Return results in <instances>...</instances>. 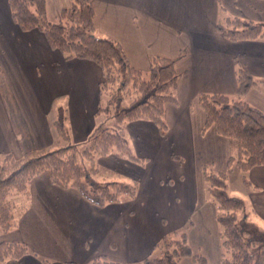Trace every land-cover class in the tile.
Instances as JSON below:
<instances>
[{
    "label": "crops",
    "instance_id": "0c3cea01",
    "mask_svg": "<svg viewBox=\"0 0 264 264\" xmlns=\"http://www.w3.org/2000/svg\"><path fill=\"white\" fill-rule=\"evenodd\" d=\"M70 3L46 0L48 18L57 21ZM91 3L97 34L117 41L135 68L148 71L153 56L179 59L177 103L167 105L168 131L162 136L148 121L127 125L134 151L149 159L145 166L114 155L98 159L101 175L119 174L139 182L137 196L124 195L118 204L100 208L76 190L54 185L47 174L34 178L28 200L19 199L28 204L18 214L17 226L0 234V242H24L31 252L3 264H88L98 255L134 263L159 255L163 237L185 227L199 210L204 167L224 172L231 154L230 141L213 127L202 133L206 116L200 94L235 97L239 63L254 78L264 79V37L231 42L216 28L221 9L232 17L263 23L264 0ZM0 5L7 15L0 20V153L22 155L54 146L58 132L53 124L61 106L67 109L70 140L86 143L101 123L96 115L101 68L89 60L67 61L43 33L24 32L14 24L8 0H0ZM244 99L264 112V86H253ZM157 164L159 175L154 174ZM249 171L258 193L256 223L264 228V166Z\"/></svg>",
    "mask_w": 264,
    "mask_h": 264
},
{
    "label": "trees",
    "instance_id": "16d2710c",
    "mask_svg": "<svg viewBox=\"0 0 264 264\" xmlns=\"http://www.w3.org/2000/svg\"><path fill=\"white\" fill-rule=\"evenodd\" d=\"M8 7L12 21L20 30L40 31L49 46L62 53L67 61L89 60L101 68L103 79L99 84L96 115L104 118L81 146L70 140L67 109L61 106L53 125L58 132L57 142L63 140L65 145L32 149L21 156L0 153V234L17 226V216L28 204L19 199L28 200L30 184L41 174H47L60 188L76 190L100 208L120 203L124 195L135 198L138 181L123 183L104 178L97 161L114 155L141 166L148 163L149 159L134 151L126 127L131 122L148 121L156 125L162 136L166 135L167 105L177 103L179 59L153 56L148 71L132 66L117 41L97 34L91 0H71L55 22L48 18L46 0H8ZM221 12L216 28L226 40L251 41L264 37V22L232 17L223 9ZM236 79L235 97L222 93L199 96L200 108L206 116L202 133L213 127L231 143L226 171L204 167L205 192L217 209L216 218L222 228L221 264H264V228L249 219L244 200L231 196L228 189L229 171L246 172L264 166V112L244 99L253 86H264V79L254 78L240 63ZM186 236L185 233L181 238L165 235L161 253L141 262H115L98 255L88 264H179L183 256L192 253ZM30 252L24 242H0V264L19 260ZM194 258L204 260L199 255Z\"/></svg>",
    "mask_w": 264,
    "mask_h": 264
},
{
    "label": "rangeland",
    "instance_id": "374dc122",
    "mask_svg": "<svg viewBox=\"0 0 264 264\" xmlns=\"http://www.w3.org/2000/svg\"><path fill=\"white\" fill-rule=\"evenodd\" d=\"M6 16L5 6L0 5V20H4ZM100 117L102 118H99V120L102 121L104 117L102 115ZM66 125L69 130L68 122L66 123ZM69 132L71 131L69 130ZM65 144V141L60 140L59 143H55L53 148H59L60 146ZM80 145L84 146L85 143ZM168 169H170V171L172 172V166H169ZM159 170L162 169L160 168L159 164H157L155 166L154 174L159 175ZM110 174H112V172ZM228 175V189L230 195L243 199L247 212H250L249 219L257 222L258 220L255 219L256 217L254 209L258 193L256 187L250 181L251 172H242L237 169H233L228 172ZM101 176L104 178H109V176L106 175ZM111 176L114 177L110 178H114L115 180L123 183L132 182V180H130L132 179L131 177H122V175L119 174ZM154 193H156V191H154ZM208 197L209 196L206 194V192H204V199L201 200L199 210L195 212L192 218H189V221L187 222L185 227H181L177 229L175 233H172V235L177 238H181L183 233H185L187 235L186 242L190 246L192 251L190 255L183 256L180 259L179 264H221V257L224 251L221 237L222 228L216 218L217 209L211 199H209ZM171 221L175 223V221H177V217H174V219H171ZM195 255L203 257L204 260L195 259Z\"/></svg>",
    "mask_w": 264,
    "mask_h": 264
}]
</instances>
